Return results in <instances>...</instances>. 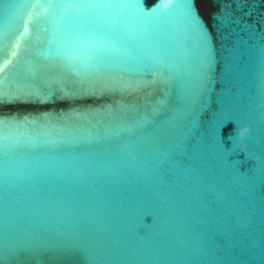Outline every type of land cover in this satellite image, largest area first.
<instances>
[{"label":"water","instance_id":"95a60500","mask_svg":"<svg viewBox=\"0 0 264 264\" xmlns=\"http://www.w3.org/2000/svg\"><path fill=\"white\" fill-rule=\"evenodd\" d=\"M192 3L204 43L186 0L72 10L111 42L108 73L20 70L34 87L0 102L4 264H264V0Z\"/></svg>","mask_w":264,"mask_h":264},{"label":"snow or ice","instance_id":"6c2138e0","mask_svg":"<svg viewBox=\"0 0 264 264\" xmlns=\"http://www.w3.org/2000/svg\"><path fill=\"white\" fill-rule=\"evenodd\" d=\"M141 3L142 0H0V102L17 99L25 88L34 87L18 78L21 69L35 76L43 65L79 77L102 78L108 73L101 66L111 42L107 38L97 37L92 28L84 27L79 23L80 18L77 15L70 17L69 12L82 13L85 9L104 13L117 9L128 12L129 7H135L139 16L147 15L140 8ZM156 8L161 12L170 9H162L159 4ZM186 9L189 22L204 43V29L192 0H186ZM150 60L166 68L163 56H150ZM158 72L160 83L166 86V78L171 76L163 71ZM14 76L17 78L14 79ZM142 86L133 82L114 85L124 92L138 91ZM8 123L0 118V145L9 138L5 134ZM3 249L0 248V264L5 261ZM11 251L15 259L34 254L31 248L22 246ZM83 258L88 259L86 252Z\"/></svg>","mask_w":264,"mask_h":264}]
</instances>
